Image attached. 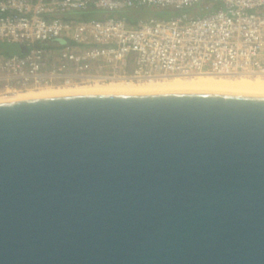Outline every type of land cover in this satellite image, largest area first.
<instances>
[{"label":"water","instance_id":"water-1","mask_svg":"<svg viewBox=\"0 0 264 264\" xmlns=\"http://www.w3.org/2000/svg\"><path fill=\"white\" fill-rule=\"evenodd\" d=\"M0 264H264V94L0 101Z\"/></svg>","mask_w":264,"mask_h":264},{"label":"built area","instance_id":"built-area-1","mask_svg":"<svg viewBox=\"0 0 264 264\" xmlns=\"http://www.w3.org/2000/svg\"><path fill=\"white\" fill-rule=\"evenodd\" d=\"M90 7L172 9L135 22ZM199 11H205L202 15ZM0 95L174 76L264 78V0H0Z\"/></svg>","mask_w":264,"mask_h":264},{"label":"bare ground","instance_id":"bare-ground-1","mask_svg":"<svg viewBox=\"0 0 264 264\" xmlns=\"http://www.w3.org/2000/svg\"><path fill=\"white\" fill-rule=\"evenodd\" d=\"M100 89H189V90H213L232 91L264 94L263 77H215L211 75L174 76L161 80H147L143 82H107L92 85H78L74 87L42 88L37 90L17 91L9 94H1L0 101L51 95L58 93L100 90Z\"/></svg>","mask_w":264,"mask_h":264},{"label":"trees","instance_id":"trees-1","mask_svg":"<svg viewBox=\"0 0 264 264\" xmlns=\"http://www.w3.org/2000/svg\"><path fill=\"white\" fill-rule=\"evenodd\" d=\"M152 8L153 7H132L129 9H124V10L106 11L103 9L90 7L85 11L79 12L77 14V16L81 17V18H103L105 16H110V15H112V16H123V17H126L129 21L135 22L140 18H146L150 15H153V14H148V13H150L149 9H152ZM167 10L170 13L169 16L175 15L178 13L177 11L172 10V9H167ZM114 12H115V14H114ZM0 43L3 44V42H0ZM2 49L3 48H0V52L9 53L6 50H2ZM18 50H19V47L17 46L16 52H18Z\"/></svg>","mask_w":264,"mask_h":264},{"label":"rangeland","instance_id":"rangeland-1","mask_svg":"<svg viewBox=\"0 0 264 264\" xmlns=\"http://www.w3.org/2000/svg\"><path fill=\"white\" fill-rule=\"evenodd\" d=\"M150 13L148 14H153V15H158V16H165V17H169L170 13L168 12L167 9H156V8H152L149 9ZM205 11H199V14L202 15ZM79 12H76L75 14L77 15ZM113 14V13H112ZM115 14V12H114ZM0 48H3L2 50H6L9 53H14L17 51V45L13 44V43H0Z\"/></svg>","mask_w":264,"mask_h":264}]
</instances>
